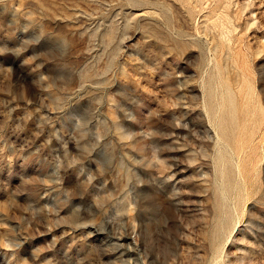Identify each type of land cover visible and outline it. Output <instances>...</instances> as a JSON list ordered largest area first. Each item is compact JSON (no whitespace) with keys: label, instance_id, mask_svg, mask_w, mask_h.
<instances>
[{"label":"rangeland","instance_id":"obj_1","mask_svg":"<svg viewBox=\"0 0 264 264\" xmlns=\"http://www.w3.org/2000/svg\"><path fill=\"white\" fill-rule=\"evenodd\" d=\"M0 264H264V0H0Z\"/></svg>","mask_w":264,"mask_h":264},{"label":"bare ground","instance_id":"obj_2","mask_svg":"<svg viewBox=\"0 0 264 264\" xmlns=\"http://www.w3.org/2000/svg\"><path fill=\"white\" fill-rule=\"evenodd\" d=\"M232 169L235 171V173L239 174L240 176V170L238 165H236L235 167L233 166Z\"/></svg>","mask_w":264,"mask_h":264}]
</instances>
